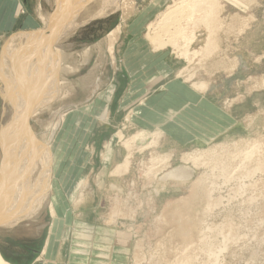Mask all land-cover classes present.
<instances>
[{
  "label": "rangeland",
  "instance_id": "1",
  "mask_svg": "<svg viewBox=\"0 0 264 264\" xmlns=\"http://www.w3.org/2000/svg\"><path fill=\"white\" fill-rule=\"evenodd\" d=\"M20 2L36 16L35 4ZM50 2L41 0L45 12ZM77 10L75 30L55 45L64 54V72L55 71L47 98L28 122L49 147L38 181L44 180V193L30 207L44 211L0 215V226L13 227L0 234L6 261L53 262L61 251L59 264H77L73 229L86 225L110 227L114 246L125 251L115 264H128L140 242L145 264H264V0H91ZM12 12L10 2L0 11V61L17 34L29 29L20 12L15 26H6ZM119 26L121 34L111 42ZM157 27L160 42L153 45L148 37ZM132 43L139 46L129 52ZM135 58L141 66L127 67ZM136 85L135 94L130 90ZM6 92L1 80L0 130L9 110ZM109 93L106 103L102 97ZM103 109L108 129L100 122ZM61 110L62 124L50 140L47 127ZM64 121L71 123L67 132ZM109 147L111 159L103 163ZM178 166L191 168L193 178L160 181ZM81 180L88 183L83 209L67 194ZM54 196L61 203L57 224L50 209ZM48 244L49 259L42 254ZM91 248L82 242L84 264Z\"/></svg>",
  "mask_w": 264,
  "mask_h": 264
},
{
  "label": "bare ground",
  "instance_id": "2",
  "mask_svg": "<svg viewBox=\"0 0 264 264\" xmlns=\"http://www.w3.org/2000/svg\"><path fill=\"white\" fill-rule=\"evenodd\" d=\"M84 1H86L87 3L90 2L91 0H84ZM120 1L123 2V0ZM82 5L79 6L81 7ZM70 12L71 9L69 6L68 13ZM167 20L169 19H166V22ZM158 27L156 28L157 31L154 29L155 32L152 33V36L148 37L149 41L153 45L160 42L159 38L161 37L160 33L162 32L158 30ZM121 28L122 27L119 26L115 31H113L110 34L111 42H115L117 37L121 34ZM166 32L167 30H165L163 33ZM178 33L179 32L176 31V35ZM62 37H64L62 35V32L60 33V30L56 32V29H54L53 27L49 28V30L33 31L30 33L17 34L16 38H14L12 40V43H10L11 45L8 44L9 46L4 52L2 60L0 61L1 64L0 81L2 80L4 82L5 91H7L5 95L9 102L8 103L9 110L8 111L5 110V112H3L2 114L3 115L1 119L2 127L0 130L2 150H3V155L2 157H0V215L2 212H4L1 209L7 207V205H9L10 202L14 201V197L17 196L18 193L23 194L24 192H29V190H31L32 188L35 189L34 195L33 196L31 195L26 202L30 204L29 205L30 207L38 203L41 195L44 193V187H45L44 180L42 182H39V185H38V181L42 180L43 179L42 176L46 173V171H44L40 174V171L43 170L44 163L48 155L47 152L49 147L48 145L37 141L28 122L30 116L33 114L32 112L33 109L40 104V102L36 98L37 96L36 90H38L39 88L38 87L39 82L41 81V83H43L42 89L44 87L47 88L46 85H48L52 80V78H54L55 71L58 70L59 63H61L62 66L61 68L59 67L61 73L64 72L63 70L64 54L62 53L60 47L55 48V43L58 41V39H61ZM132 44L134 46L132 45L130 47L129 52L133 51V49H137L139 46V43H135V44L132 43ZM108 51L113 56L114 47L110 45ZM45 66H47V69H45ZM70 71H73V69L71 68ZM55 81L56 80L54 79L53 82L55 83ZM199 88H202V86H199ZM110 95L111 93H109L107 97H102V99L107 103L108 100L110 99ZM30 109L32 110L31 111L32 113H30ZM64 112H66V110H61L59 112L54 113L53 119L49 124V126L47 127L48 132H50L49 133L50 140L54 138L56 130L62 124V117ZM106 114H107L106 109H103V113L101 115L102 121L100 122H103L102 124H105L106 126L110 127V124L106 122L105 119H103L106 116ZM72 116L74 117V114H72ZM67 121H64V128H63V131L65 130L66 132L70 129L71 126V123L69 122L67 123ZM167 129L171 130L170 127L164 128L162 130L166 131ZM143 138L140 137L139 141H141ZM159 138H160V134L158 139ZM152 144L153 143H150L149 145ZM155 145L156 143H154L152 146ZM111 155H112V149L109 147L106 150V152L103 153L102 155L103 163H109L111 159ZM57 164L58 161H56L55 165H53V173H55L54 170ZM126 167H127L126 164L120 166L118 167L117 171L123 172L126 170ZM36 173H38L39 174L38 176L40 177L37 178V181L33 186L32 181L33 179H35ZM193 176H194V172L191 168L186 166H178L163 174L160 178V181L162 183H167V182L169 183L170 181L183 183L191 180ZM198 185L200 186V184H196V186ZM74 186L75 183L73 184L71 191L67 193L68 195L72 193ZM53 189H54V185H53ZM87 189H88L87 181L81 180L75 186V190L71 196L72 199L75 200L74 203L76 205L79 204V207L81 209L85 207L87 208L86 205L89 204L88 198L84 196ZM112 189L115 191L117 190L115 186H112ZM57 198H58L57 196H54V199L50 203V209L53 218L55 219L54 220L55 224H57L59 220L55 218L57 216V210L59 216L61 214V208H59L61 206V203L58 201L59 198L58 199ZM42 209L43 208L41 207H37L35 210L32 211L29 210V208H26L24 212L21 211L19 212V214L32 211L33 214L31 213V215L35 216ZM19 217H21V215H19ZM113 221L115 220H112V222ZM73 232L74 235L77 236L75 237V239H73V248H72V250L75 252V256L73 258L78 259L77 264H84L85 262V259L83 258L84 255L81 252L83 241L85 240L89 241L92 247L89 252L90 254H92L93 250L96 252H98V250H101L99 248V246L101 245L103 252L105 251V249L108 248V245H110L112 241L115 244L114 238H112V236L109 235L108 232L99 233L100 231H98L99 238H96V236H94V230L92 226H86V225L77 226L73 229ZM49 246L50 244H48V246L44 249L42 253L43 256H47V254L51 251ZM138 249L140 250L138 251ZM58 256L61 259L64 258L63 253L61 251H59ZM91 256L94 257V254H92ZM146 259L147 256L145 255V251L143 250L142 242H140L132 251V253H130L128 264H145L144 260ZM0 264H8L4 261L3 257L1 256V253H0Z\"/></svg>",
  "mask_w": 264,
  "mask_h": 264
},
{
  "label": "crops",
  "instance_id": "3",
  "mask_svg": "<svg viewBox=\"0 0 264 264\" xmlns=\"http://www.w3.org/2000/svg\"><path fill=\"white\" fill-rule=\"evenodd\" d=\"M31 1V3H32V5L33 4H35V11H36V16H34V13H29V12H27V13H25V11H23V8H22V2H20V0H0V11H1V9L3 8V6L4 5H6L7 3H11V5L13 6V12L12 13H14V14H12V16L11 17H9V18H7V25L6 26H15V24H14V22H15V20H16V14L17 13H19L20 12V16H23V15H25L24 17H23V19H22V21H23V25L24 26H26V27H28L29 29H25V30H21V32L24 34V33H30V32H33V31H42V30H49V28H51V27H53L54 29H56V32L58 31V30H60V33L62 32V35L65 37V36H68V35H71V32L72 31H74L75 30V26H76V22H74L75 21V19L76 18H78V15H77V12L79 11V10H77L76 11V9L78 8V7H80L79 5H82V4H84V3H86V1H84V0H52V6H51V9H50V11L48 12V11H44V7H43V5H42V3H41V0H30ZM47 1V3H49V4H51V2H50V0H46ZM63 5V6H62ZM69 6H70V9H71V12L70 13H68V10H69ZM74 14H76V15H74ZM1 16V15H0ZM14 16V17H13ZM18 23H19V21H18ZM37 26H39V27H37ZM42 26V27H41ZM88 28H90L89 26H87ZM34 28V29H33ZM5 31H7V30H5ZM4 31V32H5ZM20 34V33H19ZM64 37H62L61 39H58V41L55 43V45H59V44H61V42H63L62 40L64 39ZM135 44V43H134ZM133 45V44H132ZM134 46V45H133ZM136 49H133V51H135ZM127 60V58L125 59V61ZM130 62H133V66L131 65V63ZM128 64H127V67H140L141 66V64H142V61H140V60H138V59H133V60H131ZM62 67L61 66V63H59L58 64V69L60 70V68ZM45 69H47V66H45ZM144 70H142V72H143ZM127 72V71H126ZM146 72V71H145ZM147 73V72H146ZM139 74V71L138 70H136L135 72H133V75H134V77L133 78H135L137 75ZM140 74H142V73H140ZM59 77H60V75H59ZM56 79H57V77H56ZM59 79V78H58ZM57 79V80H58ZM135 83H137V81H134L133 82V84H135ZM42 86H43V83H41V81L39 82V85H38V90H36V92H37V96H36V98H37V100L40 102V100H43L44 99V91H46L47 90V88H43L42 89ZM180 88V87H179ZM132 93H138V91H137V85L136 86H134V88H131V90H130ZM183 94H185V93H183ZM190 94V93H189ZM189 94H187L186 96V98H190L191 97V95H189ZM135 96V95H134ZM47 97L45 96V99H46ZM44 99V100H45ZM109 102V101H108ZM41 104V103H40ZM40 104L37 106V107H35L34 109H33V111L30 109V113H32L33 112V114H36V113H38V112H34L35 111V109L37 110L39 107H40ZM109 104V103H108ZM32 111V112H31ZM81 115L83 116L84 115V113L82 112L81 113ZM78 116H80V113L78 114ZM137 116H138V114L137 115H135L134 117H133V121H134V123L135 124H137ZM105 121V120H104ZM106 122H108L109 123V121L108 120H106ZM103 123V122H102ZM173 125V126H175L176 124H174V123H170V125ZM103 126H105V128L106 129H108V128H110L109 126H106L105 124H102ZM142 125H143V127L145 128V129H150L148 126H147V123L146 122H143L142 123ZM164 128H166V127H162V129H164ZM180 129V128H179ZM182 130H184V129H182ZM98 144V143H97ZM56 162V161H55ZM56 175H57V173H56ZM56 175L54 174L53 176H55V178H56ZM37 178L38 177H35V179H33V181H32V185L34 186L35 185V182L37 181ZM59 184V183H58ZM58 184L55 182L53 185L55 186V185H57L58 186ZM31 185V186H32ZM73 185V184H72ZM76 186V185H75ZM75 186H74V188H73V191H72V193L74 192V190H75ZM112 186H114V185H111L110 187V189H112ZM56 187V186H55ZM55 187H54V190H55V194L56 195H58V187H56V189H55ZM116 188V187H115ZM71 193V194H72ZM70 194V195H71ZM32 196L34 195V194H31ZM30 195V190H29V192H24L23 194H20V193H18L17 194V196H15L14 197V201H12V202H10V204L9 205H7V207H4L3 209H1L2 211H6L5 213H4V216L8 213H12V212H16V211H19V212H24L25 211V209L26 208H29V210H31L30 209V204H28V203H26L27 202V200H28V198L31 196ZM12 197V196H11ZM10 201V200H9ZM28 210V211H29ZM41 211H44V209H42ZM19 212H17L16 213V215H13V217H18L17 216V214L19 213ZM8 217H9V215H8ZM40 216H38L37 217V219L39 218ZM37 219H35L34 221H36ZM24 224V223H23ZM23 224H21V225H23ZM12 226V225H11ZM16 227V225L14 226V228ZM18 227H20L19 225H18ZM94 228L96 227V226H93ZM104 227V228H103ZM103 227H96L98 230L96 231V233H95V236H96V238H99V233H101V232H108V231H106L108 228H110V227H106V226H103ZM103 228V229H102ZM13 231V227L11 228L9 225H7V226H0V234H4V233H11ZM98 231H100L99 233H98ZM108 234L109 235H111L112 233L111 232H108ZM112 236V235H111ZM112 238H113V236H112ZM101 245V244H100ZM115 244H114V242L112 241L111 242V244L110 245H108V248L107 249H105V251H103L102 252V245L101 246H99V248L101 249V250H98V252L100 253V254H96L95 252L96 251H92V254H94V256H96L97 255V260H99V259H102L103 261H104V264H115L114 263V261L115 260H121V259H124V257L123 256H125V251H123L122 250V248H120V247H116V246H114ZM6 249V248H5ZM126 250V249H125ZM3 253H2V252ZM0 251V253H1V256L3 257V259H4V261L6 262V263H8L7 261H6V256H5V254H4V251L3 250H1ZM90 252V251H89ZM50 254H52L51 252H49L48 254H47V256H49ZM92 254H90V253H88V256H87V260H89V262H87V264L89 263V264H96L95 263V257H93V256H91ZM47 256H45L46 258H47ZM50 257V256H49ZM47 259H49V258H47ZM53 259H56V260H54L53 262H47V261H43V262H41V264H59V263H61V258H59V256L57 255V256H55ZM128 259H129V257H128ZM92 263H91V262ZM9 264V263H8Z\"/></svg>",
  "mask_w": 264,
  "mask_h": 264
},
{
  "label": "water",
  "instance_id": "4",
  "mask_svg": "<svg viewBox=\"0 0 264 264\" xmlns=\"http://www.w3.org/2000/svg\"><path fill=\"white\" fill-rule=\"evenodd\" d=\"M6 212V211H5ZM2 215L4 214V212L1 213Z\"/></svg>",
  "mask_w": 264,
  "mask_h": 264
}]
</instances>
